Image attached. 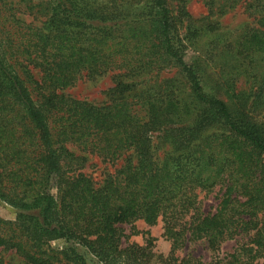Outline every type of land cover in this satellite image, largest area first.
Returning <instances> with one entry per match:
<instances>
[{
    "label": "trees",
    "instance_id": "obj_1",
    "mask_svg": "<svg viewBox=\"0 0 264 264\" xmlns=\"http://www.w3.org/2000/svg\"><path fill=\"white\" fill-rule=\"evenodd\" d=\"M175 1L0 0V201L16 209L0 218V264H20L3 252L148 264L142 247L121 248V225L137 220L163 223L174 260L188 241L246 234L215 264H264V25L221 41L212 74L186 59L191 14ZM203 2L209 17L241 6L264 19V0ZM107 73L104 104L64 93ZM159 143L171 147L162 159ZM91 155L124 162L99 182L83 172ZM217 185L221 201L204 212L200 196Z\"/></svg>",
    "mask_w": 264,
    "mask_h": 264
},
{
    "label": "rangeland",
    "instance_id": "obj_2",
    "mask_svg": "<svg viewBox=\"0 0 264 264\" xmlns=\"http://www.w3.org/2000/svg\"><path fill=\"white\" fill-rule=\"evenodd\" d=\"M172 7L177 4L175 0H171ZM187 8L191 14V18L184 19V25L181 27L183 38L188 44L186 59L189 62H197L203 71L215 73L212 69L213 63L210 55L215 48L221 43L236 34L246 25H264V19L249 16L244 8L238 6L234 10L222 14L208 16V8L203 0H187ZM31 20V18H28ZM35 24L41 25L39 20ZM191 24V27H188ZM194 30L198 34L194 35ZM191 32V34H188ZM174 72V71H173ZM173 72H169L163 76H172ZM212 77H217L214 74ZM219 82L217 85H220ZM114 86V74L107 73L95 77H83L79 79L75 85L68 87L64 93L93 104H104L110 99V89ZM257 120L264 123V109L257 115ZM156 141V139H155ZM158 143V142H157ZM171 147L168 144L159 143L156 153L162 159ZM124 158L119 159L115 164L103 162L96 155H91L90 159L83 169L97 181L102 182L108 174L123 164ZM224 193V187L217 185L209 191L201 194L202 210L204 212H215ZM16 217V209L3 201H0V218L5 220H14ZM122 242L121 248L139 246L142 247V254L148 264H182L189 261L193 264L200 261L202 264H215L218 259H228L229 255L238 247L245 243L248 239L246 234L235 237L234 239H225L220 245H209L204 240L188 241L184 246L175 253L176 260L172 259L171 240L164 236L163 223L160 221L155 225H149L143 220H137L132 223L122 224ZM62 241H52L45 244L43 248H60ZM3 256L11 263H20L21 259L16 257L12 252H3ZM88 264H101L93 256H86ZM226 262V261H225Z\"/></svg>",
    "mask_w": 264,
    "mask_h": 264
}]
</instances>
